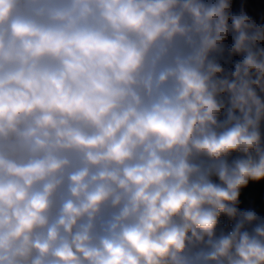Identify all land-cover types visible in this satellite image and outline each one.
<instances>
[{"label": "clouds", "instance_id": "1", "mask_svg": "<svg viewBox=\"0 0 264 264\" xmlns=\"http://www.w3.org/2000/svg\"><path fill=\"white\" fill-rule=\"evenodd\" d=\"M0 264H264V0H0Z\"/></svg>", "mask_w": 264, "mask_h": 264}]
</instances>
